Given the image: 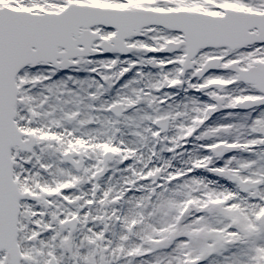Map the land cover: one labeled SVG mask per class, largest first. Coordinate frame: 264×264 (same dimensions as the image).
Instances as JSON below:
<instances>
[{
	"label": "snow or ice",
	"instance_id": "snow-or-ice-1",
	"mask_svg": "<svg viewBox=\"0 0 264 264\" xmlns=\"http://www.w3.org/2000/svg\"><path fill=\"white\" fill-rule=\"evenodd\" d=\"M0 264H264V0H0Z\"/></svg>",
	"mask_w": 264,
	"mask_h": 264
}]
</instances>
